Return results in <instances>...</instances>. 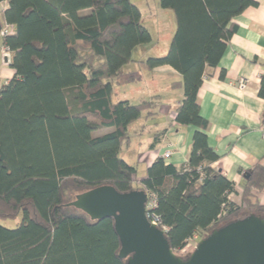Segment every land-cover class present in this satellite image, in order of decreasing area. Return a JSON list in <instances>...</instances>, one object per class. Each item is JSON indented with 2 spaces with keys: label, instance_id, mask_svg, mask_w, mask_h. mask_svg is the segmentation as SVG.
<instances>
[{
  "label": "trees",
  "instance_id": "obj_1",
  "mask_svg": "<svg viewBox=\"0 0 264 264\" xmlns=\"http://www.w3.org/2000/svg\"><path fill=\"white\" fill-rule=\"evenodd\" d=\"M3 1L2 22L13 32L1 37L0 49L9 52L14 74L0 85V217L23 216L17 228L0 223V264H125L113 218L92 220L67 206L104 184L145 190L182 256L193 251L186 247L195 234L200 240L248 214L264 217L257 195L264 156L245 173L241 203L230 199L237 187L212 167L221 156L208 142L210 123L198 101L206 69L219 65L237 31L234 19L255 0H160L174 11L176 29L167 53L146 65H170L182 75L175 122L197 129L185 164L159 157L139 181L120 152L153 101L115 100L113 82L134 50L152 41L140 8L131 0Z\"/></svg>",
  "mask_w": 264,
  "mask_h": 264
},
{
  "label": "crops",
  "instance_id": "obj_2",
  "mask_svg": "<svg viewBox=\"0 0 264 264\" xmlns=\"http://www.w3.org/2000/svg\"><path fill=\"white\" fill-rule=\"evenodd\" d=\"M255 1L256 5L249 6L234 19L237 31L231 37L219 65L206 69L203 84L198 91L201 114L210 123L208 142L221 156L212 163V167L221 170L236 184L237 193L231 194L230 199L235 201L236 197L237 203H241V184L245 173L254 168L264 156V137L261 131L264 127V98L259 95L264 76V0ZM1 4H4L0 11L4 19V11L9 3L3 1ZM165 48L168 51L169 47ZM147 56L151 57L146 54L142 59H135L133 52L134 61L124 67L127 72L122 71L113 82L115 100H129L134 104L153 101L131 125L130 142L123 145L120 152V155L123 153L122 158L136 166L137 181L146 177L148 168L159 157L177 166L185 164L197 129L192 125L175 122V109L184 97L180 84L182 75L170 65L145 68L143 65H146ZM0 64L4 84L10 79L4 73H10L12 77L14 71L4 59ZM131 65H135V68H129ZM142 72L149 75L147 91L137 94L123 92V84L128 83V76L136 82L141 79ZM241 78L248 80L244 88L240 87ZM111 130L106 128L98 133ZM168 150H172V154L165 158L164 154ZM257 195L264 204V192Z\"/></svg>",
  "mask_w": 264,
  "mask_h": 264
},
{
  "label": "water",
  "instance_id": "obj_3",
  "mask_svg": "<svg viewBox=\"0 0 264 264\" xmlns=\"http://www.w3.org/2000/svg\"><path fill=\"white\" fill-rule=\"evenodd\" d=\"M2 26L0 12V47ZM148 204L145 190L121 192L104 184L77 194L67 206L92 220L113 218L121 244L119 257L125 264H264L263 216L251 213L215 228L182 256L172 248L166 231L151 222Z\"/></svg>",
  "mask_w": 264,
  "mask_h": 264
},
{
  "label": "rangeland",
  "instance_id": "obj_4",
  "mask_svg": "<svg viewBox=\"0 0 264 264\" xmlns=\"http://www.w3.org/2000/svg\"><path fill=\"white\" fill-rule=\"evenodd\" d=\"M135 3L141 10L142 13V23L150 30L152 33L153 39L150 42V47L145 45L138 46L134 51L135 59H142L144 55L148 54L151 56H163L167 53L166 46L169 47L172 37L174 35L176 29V16L173 10L164 9L160 5V0H131ZM4 4L0 5V11L3 10ZM149 44V43H148ZM153 45V48L151 46ZM3 48V47H2ZM0 49V63L2 59L7 56L9 58L6 64L10 63V55L6 50ZM146 48V49H145ZM144 54V55H143ZM149 57V56H147ZM1 65V64H0ZM145 68L150 69L147 65H143ZM129 68H135V65H131ZM137 69V67H136ZM5 70V69H4ZM3 69L0 68V85L3 84L4 78L1 77ZM123 72H127V69L124 68ZM11 78L10 73H4ZM135 75V74H134ZM141 79L136 82L131 80V76H128V83L123 84V92L126 91L128 94H137L141 92L147 91V81L149 82V75L147 73H141ZM122 77L120 78V80ZM120 85V84H118ZM117 85V86H118ZM151 86V85H148ZM133 98V97H132ZM98 132H94V135H98ZM123 154V153H122ZM121 154V156H122ZM236 194V193H234ZM235 202H236V197ZM240 202V200H239ZM23 213L20 212L17 217L9 218V217H0V223L8 228H17L22 220Z\"/></svg>",
  "mask_w": 264,
  "mask_h": 264
},
{
  "label": "built area",
  "instance_id": "obj_5",
  "mask_svg": "<svg viewBox=\"0 0 264 264\" xmlns=\"http://www.w3.org/2000/svg\"><path fill=\"white\" fill-rule=\"evenodd\" d=\"M12 32H13V28L10 25H8V24L3 23L2 30H1V37L5 36L7 34H10ZM2 50L6 51L7 49L5 47H3ZM247 82H248V80L246 78H241V80H240V87L241 88H244L247 85ZM261 131H262V136L264 137V127L261 129ZM171 154H172V150H168L164 154V157L165 158H168ZM153 206H154V202H152V201L149 202V204H148V210L149 211L147 213L148 214V217L150 218L151 222H153L156 225H158V226L161 227V219H160V217L158 215H155V214H152L151 213V209L153 208ZM198 239H199V235L198 234H195L194 236H192L190 238V243L188 244V246L186 247V249L193 250L195 248V246L197 245L198 241H199Z\"/></svg>",
  "mask_w": 264,
  "mask_h": 264
}]
</instances>
